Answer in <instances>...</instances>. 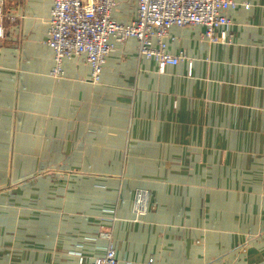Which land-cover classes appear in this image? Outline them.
<instances>
[{
    "label": "crops",
    "instance_id": "0c3cea01",
    "mask_svg": "<svg viewBox=\"0 0 264 264\" xmlns=\"http://www.w3.org/2000/svg\"><path fill=\"white\" fill-rule=\"evenodd\" d=\"M52 1L2 5L0 264L108 247L117 264H264V0H231L215 43L170 27L182 59L163 71L111 40L97 83L80 55L50 74ZM114 3L115 21L135 16L137 0Z\"/></svg>",
    "mask_w": 264,
    "mask_h": 264
},
{
    "label": "built area",
    "instance_id": "2783aa9c",
    "mask_svg": "<svg viewBox=\"0 0 264 264\" xmlns=\"http://www.w3.org/2000/svg\"><path fill=\"white\" fill-rule=\"evenodd\" d=\"M0 0V19L4 16ZM114 0H53L46 44L53 53V77L62 76V62L80 55L90 67V81L97 83L107 56L128 38L137 42V55L153 59L159 71L175 65L182 57L167 51L165 38L172 26L199 25L205 38L215 43L221 27L229 26L225 12L235 7L231 0H137L135 16L128 23L112 19ZM247 7V5H245ZM0 25V38L3 37ZM147 193L137 191L133 202L135 216L146 213ZM150 262V261H149ZM90 264H117L115 251L108 247L101 258Z\"/></svg>",
    "mask_w": 264,
    "mask_h": 264
}]
</instances>
